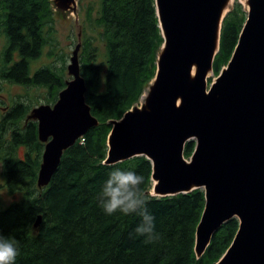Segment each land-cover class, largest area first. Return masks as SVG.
I'll return each mask as SVG.
<instances>
[{
  "label": "trees",
  "instance_id": "trees-1",
  "mask_svg": "<svg viewBox=\"0 0 264 264\" xmlns=\"http://www.w3.org/2000/svg\"><path fill=\"white\" fill-rule=\"evenodd\" d=\"M52 7V0H0V78L45 88L46 102H55L65 86L61 68L52 63L34 67L44 47L52 45ZM92 12L89 5L85 17L99 44H91L89 37L82 41L80 71L85 101L98 124L63 151L49 184L38 190L43 143L37 138L36 122L25 120L29 106L14 102L1 116L2 186L9 193L21 192V197L0 210V234L18 241L15 264H214L230 245L238 220L225 221L197 258L194 241L205 203L203 190L150 195L151 163L145 156L115 164L144 176L143 189L159 239L145 243L144 237L130 236L139 216L106 215L99 206L98 194L113 165L103 163L111 121L138 101L154 77L163 38L154 0H99L96 16ZM245 18L239 3L224 16L214 74L227 64ZM7 130L9 139L4 140ZM18 146L25 147L22 157L15 154ZM194 146V140L185 143L184 157L191 155ZM38 215L41 221L34 227Z\"/></svg>",
  "mask_w": 264,
  "mask_h": 264
},
{
  "label": "water",
  "instance_id": "water-1",
  "mask_svg": "<svg viewBox=\"0 0 264 264\" xmlns=\"http://www.w3.org/2000/svg\"><path fill=\"white\" fill-rule=\"evenodd\" d=\"M154 1L163 38L155 75L142 107L111 121L104 164L145 156L155 196L202 189L205 203L195 231L196 256L234 217L239 223L236 234L215 264H264V0H246L237 44L208 91L206 77L219 48L227 0ZM79 49L80 42L67 65L72 78L56 102L31 110L37 138L45 142L38 186L49 184L63 151L98 124L85 101ZM189 140L195 147L188 161L183 149ZM40 221L38 215L34 227Z\"/></svg>",
  "mask_w": 264,
  "mask_h": 264
},
{
  "label": "rangeland",
  "instance_id": "rangeland-1",
  "mask_svg": "<svg viewBox=\"0 0 264 264\" xmlns=\"http://www.w3.org/2000/svg\"><path fill=\"white\" fill-rule=\"evenodd\" d=\"M239 3L242 6V9L247 12L246 6L235 0L234 3L230 6L229 10L233 9L234 4ZM53 4V39L49 41L44 49L42 50V55L34 63V67L52 63L54 67L61 68L64 73L65 81L70 80L72 77L67 71V65L69 59L72 55V51L78 42H80V49L78 52V58L80 63L81 51H82V41L85 37L92 38L91 44H99L98 39L96 38V31L92 23L86 19L85 11L89 5L93 7L92 17L96 16V11L98 9L99 0H74V4L68 3L56 4L52 0ZM2 44V39L0 38V47ZM53 49V55H49V52ZM224 67V66H223ZM217 74H214L213 71L207 73V85L215 78ZM152 82H148L143 92L141 93L138 101L133 105V107H142L145 103V98L149 92V88ZM46 89L43 87L35 86H23L21 84L10 82L6 79L0 78V119L1 116L9 111L14 102L23 103L29 106L28 113L26 115V122L28 120L36 119L31 116V110L41 104H49L52 106L55 102H46L44 95ZM4 140L9 139V131H5L3 135ZM45 142H43L44 145ZM25 152V147L18 146L16 148L15 154L17 157H22ZM189 159V157H185ZM0 172H1V163H0ZM3 180L0 176V210L6 208L11 202L18 200L21 197V192L16 191L9 193L5 186H2ZM152 185V184H151ZM37 186L38 190H41L45 186ZM149 189V194L153 195Z\"/></svg>",
  "mask_w": 264,
  "mask_h": 264
},
{
  "label": "clouds",
  "instance_id": "clouds-1",
  "mask_svg": "<svg viewBox=\"0 0 264 264\" xmlns=\"http://www.w3.org/2000/svg\"><path fill=\"white\" fill-rule=\"evenodd\" d=\"M144 182V176L137 171L113 164L98 194V202L106 215L119 212L139 216L140 223L130 236L144 237L145 243H153L159 239V233L156 231L155 216L148 208ZM18 255V241L0 234V264H15Z\"/></svg>",
  "mask_w": 264,
  "mask_h": 264
},
{
  "label": "bare ground",
  "instance_id": "bare-ground-1",
  "mask_svg": "<svg viewBox=\"0 0 264 264\" xmlns=\"http://www.w3.org/2000/svg\"><path fill=\"white\" fill-rule=\"evenodd\" d=\"M234 1L235 0H227V2H226V4H225V6H224V8H223V10H222V12H221V18H220V23L219 24H221V19H222V17H223V15L226 13V11L230 8V6L234 3ZM238 1H240L241 3H243L245 6H247V4H246V0H238ZM224 18V17H223ZM223 20V19H222ZM194 73V68H192V71H191V74H193ZM179 102V100H177V103ZM47 164H48V162H46ZM151 192H153L152 191V189H151Z\"/></svg>",
  "mask_w": 264,
  "mask_h": 264
}]
</instances>
